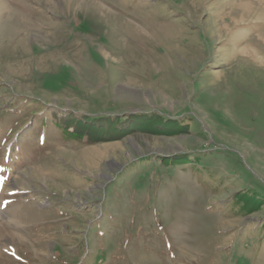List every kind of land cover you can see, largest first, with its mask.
<instances>
[{"label": "rangeland", "instance_id": "374dc122", "mask_svg": "<svg viewBox=\"0 0 264 264\" xmlns=\"http://www.w3.org/2000/svg\"><path fill=\"white\" fill-rule=\"evenodd\" d=\"M0 264H264V0H0Z\"/></svg>", "mask_w": 264, "mask_h": 264}, {"label": "bare ground", "instance_id": "6f19581e", "mask_svg": "<svg viewBox=\"0 0 264 264\" xmlns=\"http://www.w3.org/2000/svg\"><path fill=\"white\" fill-rule=\"evenodd\" d=\"M14 12V11H13ZM18 15V18H19V20H21L23 23H24V21H28L27 20V18H25V16L23 17L22 15H20V14H17ZM13 17V16H12ZM15 18H16V16H14ZM17 20V19H16ZM9 22V21H8ZM21 22V23H22ZM16 23H17V21H16Z\"/></svg>", "mask_w": 264, "mask_h": 264}, {"label": "trees", "instance_id": "16d2710c", "mask_svg": "<svg viewBox=\"0 0 264 264\" xmlns=\"http://www.w3.org/2000/svg\"><path fill=\"white\" fill-rule=\"evenodd\" d=\"M75 131H77V130H75ZM75 132L73 131V133L71 132V137H73V138H83L82 136H79V135H76V134H74ZM68 135H70V134H68Z\"/></svg>", "mask_w": 264, "mask_h": 264}]
</instances>
